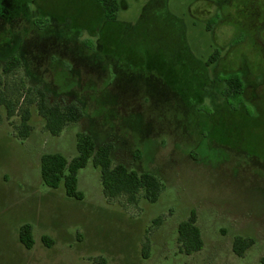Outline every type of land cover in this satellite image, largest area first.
I'll return each mask as SVG.
<instances>
[{
	"label": "rangeland",
	"instance_id": "obj_1",
	"mask_svg": "<svg viewBox=\"0 0 264 264\" xmlns=\"http://www.w3.org/2000/svg\"><path fill=\"white\" fill-rule=\"evenodd\" d=\"M118 1L114 23L95 0H9L0 14V54L20 53L51 101L84 113L53 136L32 108L20 140L1 111L0 264H264V0ZM232 73L241 96L224 91ZM80 132L112 142L114 165L156 175L158 200L107 201L91 159L82 200L44 185L40 157H75ZM191 211L204 246L185 255L177 228ZM236 236L254 240L243 256Z\"/></svg>",
	"mask_w": 264,
	"mask_h": 264
},
{
	"label": "trees",
	"instance_id": "obj_2",
	"mask_svg": "<svg viewBox=\"0 0 264 264\" xmlns=\"http://www.w3.org/2000/svg\"><path fill=\"white\" fill-rule=\"evenodd\" d=\"M8 1H3L4 5L0 8L2 16H6L9 11V9L7 12L4 11ZM95 7L101 19L114 23L120 3L118 0H95ZM46 20L38 19L35 24L43 28L47 24ZM218 59L219 52L215 50L206 65L216 63ZM243 87L241 75L232 73L225 81L224 91L227 95L241 96ZM192 94L195 95L193 98L197 102L200 97L198 90L194 88ZM32 108L44 121L43 129L53 136H58L68 124L84 118V113L77 102L59 103L58 100H50L43 82L29 72L20 53L12 52L5 56L0 54V123L2 111L15 137L25 140L33 129L30 123ZM76 149L77 155L70 160L60 153L43 154L40 157V176L44 185L56 189L63 184L66 197L82 200L83 194L77 188L78 171L86 167L91 159L93 166L100 170L103 194L109 202H115L124 196L130 204H136L140 197L154 203L164 190L163 183L156 175L148 172L138 173L121 163L114 165L112 142L97 145L91 134L80 132L76 134ZM160 222L161 218H157L153 224L159 225ZM196 222L195 211H191L188 219L178 225L177 246L180 253L191 255L203 248V239ZM18 240L26 249L32 248L34 239L30 224L19 227ZM253 244L252 238L236 236L232 250L237 256H243ZM146 248L147 244L143 249L144 258L147 254Z\"/></svg>",
	"mask_w": 264,
	"mask_h": 264
}]
</instances>
